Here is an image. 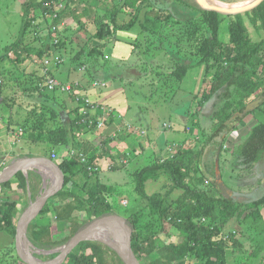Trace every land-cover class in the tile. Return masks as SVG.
Masks as SVG:
<instances>
[{
	"label": "trees",
	"instance_id": "1",
	"mask_svg": "<svg viewBox=\"0 0 264 264\" xmlns=\"http://www.w3.org/2000/svg\"><path fill=\"white\" fill-rule=\"evenodd\" d=\"M147 2L153 7L146 12V26L151 33H158L162 26L171 20L172 12L165 6L156 5L152 0ZM171 2L198 12L200 23L209 33L201 38L197 56L200 58L199 63L206 65V77H212L211 89L203 104L208 103L214 95L220 103L211 117L212 136L199 149L187 148L185 140L184 147H179L175 154L163 160L155 159L143 169L133 172L131 176L135 195L130 199L128 207H123L121 201L126 195L123 186L105 185L99 171L88 170L89 165L97 164L99 156L105 154L103 148L100 149L88 141H80L77 132L88 128L81 123L80 108L76 109L75 118L65 123L63 121L65 107H62L59 99L54 101V97L63 92L59 89L49 91L46 84L42 85V94H50L52 97L40 100L41 107L34 110V114L29 111L30 116L27 115L22 126L23 135H26V140L33 143L50 145L54 152L69 148L83 154L88 163H82L79 156L71 159L64 157L56 161L64 174L63 188L49 200L39 215L40 217L50 211L53 212L56 216L54 223L47 226L30 225L29 238L37 248L49 249L47 247L66 245L74 235L96 219L115 214L127 217V222L133 230L130 237L132 249L142 264H228L230 250L239 255L236 264H256V260L263 253L264 242L246 253L247 249L240 239L241 236L244 237L242 232L228 239L221 234L224 226L232 219L259 218L261 208H264V196L248 205L228 197L216 182V172L214 177L210 176V168L204 160L206 145L215 140L217 147H222L221 155L228 150L233 162L235 161L234 168L239 171L252 170L264 156V121L254 125L245 140L244 136L240 135L232 148L226 147L229 136L243 125L247 116L261 112L262 107L243 119H236L227 127L228 136L222 140L225 132L223 125L234 114L243 111L250 102L264 96V38L254 42L244 21V16H248L258 30L264 31V2L257 9L235 17V21L230 25V38L225 49L220 44L222 15L201 9L194 0ZM70 3L72 0H69L68 6ZM143 4L144 0H124L123 6L117 4L111 11L106 10V14L101 15L98 6L96 8L85 6L79 15L68 10L69 7L58 13L54 21L56 23L69 17L80 23L81 16L96 14L97 31L89 39L87 46L82 48L74 64L78 65L81 59L79 64H85L84 75L88 76V80L79 81L83 88L88 89L98 79L105 81L102 77L96 76L93 70L96 65L108 62L105 51L116 40L114 32L131 30L136 24ZM124 8L134 9L135 15L129 24L121 26L118 17L125 12ZM29 11L30 7H27L25 15L28 17ZM30 26L31 22L25 19L16 40L5 47L4 55L0 56V63L10 58L12 65L21 67L29 60L34 63L37 61L36 58L44 59L47 52L43 47H33L25 42L26 31ZM93 40L96 44L92 43ZM189 68L187 64L176 63L172 72L173 79L181 83ZM0 73L3 78L9 74L5 69H1ZM50 74H44V80L47 81ZM90 129L94 132L100 130L97 124ZM110 142L111 138L102 141V145L107 146L105 148L107 151H110ZM100 150L101 155L97 153ZM162 178L166 181L160 190L152 195L148 194L146 190L148 183L160 182ZM15 179L19 181L17 189L12 186L13 180L0 187V232L6 231L14 237L19 217L18 205L28 194V181L25 175L20 172ZM246 210L253 211L244 215ZM77 212L84 213L76 215ZM61 233L70 234L63 241L40 244L42 239ZM176 235L179 242L173 241ZM107 250L110 249L98 242H83L66 261L72 257L73 264H111ZM6 251H8L4 257L6 259L2 258V264H25L19 258L15 247ZM153 254H157L158 257L145 263V259Z\"/></svg>",
	"mask_w": 264,
	"mask_h": 264
},
{
	"label": "rangeland",
	"instance_id": "2",
	"mask_svg": "<svg viewBox=\"0 0 264 264\" xmlns=\"http://www.w3.org/2000/svg\"><path fill=\"white\" fill-rule=\"evenodd\" d=\"M214 1L229 2V0ZM47 2H55L58 6L56 8L58 13L69 7L68 10H72L76 15H79L85 6L94 8L98 6L97 8L101 15L106 14V10L111 11L117 4L123 6L124 0H84L83 2L72 0L69 6V0H0V56L4 55L5 47L11 45L16 40L25 19L31 22L30 29L26 31L25 42L33 47H43L47 52L43 60H39L33 56L34 59L36 58V62L32 63L29 60L26 62V65L21 67L12 65L9 61L10 58L0 63V71L1 69H5L6 72H9L5 78L0 73V133L12 135L13 142L16 143L14 146L7 145L6 139L0 135V160L3 159L5 154L8 155V162L5 167L20 159L26 160V156H23L22 143L19 144V140L23 137L22 126L26 121L27 115L30 116V112L34 114L33 111L41 107L40 100L43 101L44 98L51 99L52 97L50 94L45 95L41 92L42 85H45L47 82L43 78V75L46 74L44 62L47 59L50 61L60 59L61 64L52 68L50 75L62 83L82 80L85 82L88 80L87 75L79 77L81 69L85 71V64H79L82 59L78 65L74 64H76L75 60L82 48L87 46L89 39L97 31L95 23L96 14L92 13L87 17L81 16L80 23L74 21L72 17L56 23L54 22V13L48 12V9L44 6ZM152 2L169 9L172 12L171 20L166 25H163L158 33H151L146 26V12L153 6L147 0H144L143 8L136 18V24L129 31H115V39L118 45L120 44L121 48L125 49L124 51H127L129 48L132 49L137 54V57H141L143 61V70L140 73L145 74L146 85L143 84L141 87L143 100L140 106H142L143 111H147L149 108L158 111L155 115L156 118L152 122L155 131L157 133L163 131L172 133L173 129L184 125L185 128L183 129L185 131L181 130L182 132L170 134L167 141L163 140L156 147L147 149L149 146H145V143L149 137H145L148 135V130H143V143H139L138 145V141H135L139 148L141 147L142 160L140 159V162L133 160L130 167L121 162L123 156L127 158L128 155L122 154L118 147L113 148L117 155L115 158L110 157L112 162L108 163L109 167L107 166V170L111 173V178L110 181L104 178L103 182H109L112 185L124 183L122 188L126 191V195L121 201L123 207H128L130 199L135 195L131 176L135 170L143 169L155 159L163 160L170 157L176 153L179 147H184L183 143L185 140L187 141L185 144L187 148L193 147L199 149L206 144V141L213 134L211 130L212 114L220 104L216 95L208 103L203 104L204 98L210 92L212 77H206V65L200 64V58L197 56V48L201 38L209 34L199 21V13L184 6L180 7L171 2V0H152ZM27 7H30L29 17L25 15ZM124 10L125 12L121 13L118 17V22L121 26L129 24L135 15L134 9L124 8ZM220 21V44L225 49L230 38V25L235 21V17L222 16ZM244 21L251 39L254 42L261 41L264 38V31L262 29L258 30L248 16H244ZM92 43L96 44L94 40ZM134 59L129 57L127 60L122 61L123 63H127L124 72L125 76L130 73L129 68L131 66L129 65L133 64ZM176 63L190 66L186 77L181 83L176 82L172 77L173 67ZM131 73L136 74L137 72L133 71ZM75 77L76 79H74ZM107 89H109V86ZM127 90L131 93L134 91L133 88L129 87ZM56 99H59L62 107H65L63 121L67 123L70 119L75 118V111L78 108L75 98L72 95L61 93L54 97V101ZM261 107V112L247 116L243 125L239 126L229 136L226 147L232 148L236 138L240 135L244 136L243 140H245L249 135L250 129L257 123L264 121V104ZM87 129L77 130V135L80 139H83V135L85 134L93 133L90 128ZM104 129L105 134L101 136L107 139H110V136L118 130L113 129L107 132L106 128ZM216 143L217 140L208 142V145H206L204 162L210 168L209 174L211 177L215 176L214 165L218 151ZM95 145L99 147L98 142ZM106 147L102 145L99 148H103L104 151ZM42 150L41 153L46 154V147L42 148ZM70 151L69 148L56 150L55 154L58 159H61L69 157ZM17 154L20 155L16 156ZM138 163H140L139 166ZM120 167L122 169L126 168L125 170L127 171L121 172ZM234 167L235 161L233 162V158L227 150L221 155V174L225 185L233 192V198L245 205L262 198L264 196V156L260 163L252 170L239 171ZM101 171L100 169L99 173ZM122 173L123 175L127 173L129 176L123 177ZM165 181L166 179L162 178L160 182L148 183L146 187L147 193L150 195L154 194L160 190ZM37 184L39 188H44V179L40 177ZM32 192L34 193L33 190ZM251 211L253 210H246L244 215L249 214ZM112 216L117 217L126 226L124 229L127 230V233L126 237L123 238L126 241L131 231V226L124 222L125 220L127 221V217H118L110 214L98 220ZM38 219H41V217ZM243 219L235 218L228 222L224 226L221 236L228 239L230 236L242 232L244 237H239L243 240L247 253L264 242V208H261L259 218L249 217L246 220ZM125 230H122V232L124 233ZM69 234H54L51 237L42 239L40 244L44 245L49 242L63 241ZM28 239L30 241L29 234ZM173 241L179 242L178 235L173 238ZM63 246L47 247L49 249L42 248V250L52 252L61 249ZM13 247L16 248L15 237L6 231L0 232V264H2V258L6 259L4 258L7 255L6 252H8L6 249ZM57 254V252H54L47 255L36 254L35 256L42 260H50L56 257ZM107 256L110 257L111 264H124L120 256L112 249L107 250ZM157 257V254H153L151 257L145 259V263H149ZM238 257V254L230 250L227 258L228 264H236ZM72 259L71 257L63 264H73L74 261ZM256 262V264H264V251Z\"/></svg>",
	"mask_w": 264,
	"mask_h": 264
},
{
	"label": "crops",
	"instance_id": "3",
	"mask_svg": "<svg viewBox=\"0 0 264 264\" xmlns=\"http://www.w3.org/2000/svg\"><path fill=\"white\" fill-rule=\"evenodd\" d=\"M119 19V18H118ZM125 49L121 48V45H118L117 40H115L105 51V55H107V61L104 63V65H96L93 70L96 76L102 77L105 82H107V85L109 86V89H93L91 86L88 89L83 88V92L81 93L88 94L90 98L100 106V109L94 113V117L97 118L96 120H99L101 118L104 119V123L106 121V130L107 132L118 129L110 138L112 139V142H110V151L104 149L103 153L104 156L98 158V165L100 169L102 170L100 172V178L102 180V183L108 186L116 187V186H124V183L120 184H114L111 183H105L103 182L104 178L109 179L110 181V171H108V163H111V158H115L117 155L116 151L113 150L115 147H118L119 151L122 152V154H127L128 157H124L123 159H129L128 164H126L128 167L131 166V162L133 160H137V162H140V159L142 160V153H141V147L139 148V143H143V135L142 131L147 129L148 135L145 138L149 139L145 143V146L147 149H151V147H156L159 143H161L163 140L167 141L170 134H176L179 132H182L181 130H184V126H178L177 129H173L169 132H161L157 133L155 129L152 126L153 119H155V115L158 113V111H154L153 109L149 108L147 111L142 110L141 102L143 100L141 87L146 85V82L144 81V75L143 73H140L143 70V61L141 60V57H137V54L133 52L132 49H127V51H124ZM132 57L135 58L133 64H130L131 66L129 68L130 73L124 74L125 72V66L127 63H123V60H127V58ZM142 66V67H141ZM85 70V69H84ZM136 71V74H132L131 72ZM81 77L84 75L85 71L81 69L80 71ZM143 75V76H142ZM76 79V77L74 78ZM111 82V83H110ZM133 88V93L129 92L127 89ZM139 88V89H137ZM76 102V101H75ZM78 104V103H77ZM78 107L80 105L78 104ZM113 113V114H112ZM128 125H131V128L128 127ZM103 128H100L99 131H92L93 133L85 134L83 135V139L80 141H88L93 144H97L98 146L102 147V141L104 136L101 135L105 134ZM185 131V130H184ZM100 133V134H99ZM0 135L6 139V144L10 146L16 145L15 142H13L12 135L8 133H0ZM0 136V137H1ZM79 141V142H80ZM135 141H138V145ZM13 142V143H12ZM22 143L23 146V156H26V158H50L53 153H55L50 145L46 143H33L30 140H26V135H23L22 139L19 140V144ZM101 145V146H100ZM46 147V154H42L41 150L42 148ZM14 148V147H13ZM7 150V149H6ZM44 150V149H43ZM42 150V151H43ZM99 155L102 154V150L98 151ZM20 154H17L16 156H19ZM141 155V156H140ZM7 156V157H6ZM1 157V156H0ZM111 157V158H110ZM8 155H4L3 159L0 160V171L4 169V167L7 164ZM122 162V161H121ZM114 164V163H113ZM111 164V166H113ZM140 163H138V166ZM108 166V167H107ZM123 166V165H122ZM114 168H116L114 166ZM126 169V168H125ZM125 169H122L120 167V171H127ZM3 171V170H2ZM136 171V170H135ZM134 171V172H135ZM25 175V174H24ZM123 175V173H122ZM110 176V177H109ZM124 176H129V174L126 173ZM28 181V194L25 198V200L18 205L19 210V218L23 214V212L27 209V207L41 195V193L44 191V188H39L38 186V180H40V177L44 179V175L39 168H34L33 170H29L27 172V175H25ZM12 186L14 189L18 188L19 181L17 179L12 178ZM45 181V179H44ZM45 187V184H44ZM34 191V193L32 192ZM55 201V199L53 200ZM25 210L23 211V209ZM84 212H77L76 215H82ZM41 219H38L39 216L32 222V224H38L39 226H47L49 224H53L56 216L53 214V212H49L45 215L40 216Z\"/></svg>",
	"mask_w": 264,
	"mask_h": 264
},
{
	"label": "water",
	"instance_id": "4",
	"mask_svg": "<svg viewBox=\"0 0 264 264\" xmlns=\"http://www.w3.org/2000/svg\"><path fill=\"white\" fill-rule=\"evenodd\" d=\"M198 6L209 12H215L222 16L228 17H236L238 15H244L249 13L255 9H257L264 0H253L248 4L240 5L238 7H222L214 4L212 0H194ZM264 104V96L258 97L254 101L250 102L241 112L234 114L224 125V135L222 140L224 141L228 136L227 127L230 126L236 119H243L249 113L254 112L259 107ZM221 152L222 147L220 146L217 151L216 161H215V172H216V182L221 187V189L228 195V197H233V192L225 185L222 174H221ZM42 166H48L55 174V182L54 184L46 188L44 187L43 193H41L40 197L36 198L23 212L21 217L19 218L16 226V235H15V246L16 251L19 258L25 264H63L69 255L83 242L94 241L100 244H103L113 251H115L120 258L123 260L124 264H142L137 256L135 255L130 237L132 235V227L130 231L129 238L125 242H118L115 239L108 237L104 231L100 230L98 227V222L110 218H102L101 220L96 219L91 224L86 226L83 230L74 235L70 241L64 245L61 249L47 252L54 253L57 252V256L50 260H42L26 251V243L29 241L28 239V231L32 222L40 215V213L44 210L47 203L51 198L56 196L63 188L64 174L60 169L58 163L50 158H26V160H18L13 162L11 165L4 168L3 171L0 172V187L2 184L10 181L14 178L18 173L22 172L27 175V172L34 168H39ZM115 215V214H113ZM119 217V215H116ZM113 218V216H112ZM117 218V217H114ZM118 219V218H117ZM123 219V218H122ZM119 220V219H118ZM124 220V219H123ZM120 221V220H119ZM121 222V221H120ZM128 225H130L126 220L124 221ZM122 223V222H121ZM124 225V223H122ZM126 227V226H125ZM30 242V241H29ZM123 243V244H122ZM126 246L128 249H125Z\"/></svg>",
	"mask_w": 264,
	"mask_h": 264
},
{
	"label": "built area",
	"instance_id": "5",
	"mask_svg": "<svg viewBox=\"0 0 264 264\" xmlns=\"http://www.w3.org/2000/svg\"><path fill=\"white\" fill-rule=\"evenodd\" d=\"M45 8L48 10H51L52 13H54V17L56 18L58 16V12L56 11V8L58 7L55 2H47L45 5ZM45 69H46V74L50 73L52 68L57 67V65L61 64L60 59H57V61H50L47 59L45 62ZM46 86L49 91H56V90H61L63 93L72 95L76 102L80 105V115L82 116L81 123L88 128L93 127L95 124H97L98 128H104L105 123L104 119L102 120H96L94 119V113H96L99 109L100 106L96 102H94L88 94H83V87L79 81L76 82H70V83H62L58 81L55 77L52 75H49L47 78ZM107 82L102 81V80H95L91 84V88L93 89H104L106 88ZM129 128H131V125H128ZM143 133V131H142ZM79 156L81 159V162L84 164H87V158L83 154H78L76 151H70L69 157L68 158H74ZM51 159L54 161L58 160V157L55 153L52 154ZM129 159H123L122 163L124 165L128 164ZM88 170L90 172L93 171H99L100 167L98 164L94 165H89ZM0 208H1V202H0Z\"/></svg>",
	"mask_w": 264,
	"mask_h": 264
},
{
	"label": "bare ground",
	"instance_id": "6",
	"mask_svg": "<svg viewBox=\"0 0 264 264\" xmlns=\"http://www.w3.org/2000/svg\"><path fill=\"white\" fill-rule=\"evenodd\" d=\"M251 1H253V0H229V2H225V1L224 2H218V1L212 0V2L218 6L230 7V8L238 7V6L244 5V4H248ZM39 169H41V171L44 175L46 188L51 187L54 184L55 179H56L54 172L48 166H42V167H39ZM122 223L117 218L110 217V218H106V219L99 221L97 225H98V227H100V230L104 231L105 234L108 235V237L115 239L118 242H125V239H123V238L126 237L127 230L124 229L125 225H123ZM122 230H125L124 233L122 232ZM123 247H125V249H128L124 245H123ZM25 248H26L27 252L34 254V255H36V254L37 255L50 254V253L46 252L47 250L44 251L40 248H37L33 243H31L29 241L26 243Z\"/></svg>",
	"mask_w": 264,
	"mask_h": 264
}]
</instances>
